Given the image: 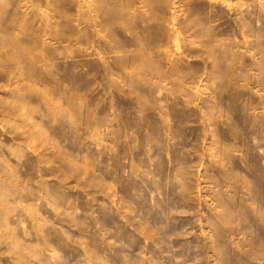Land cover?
<instances>
[{"label":"rangeland","instance_id":"rangeland-1","mask_svg":"<svg viewBox=\"0 0 264 264\" xmlns=\"http://www.w3.org/2000/svg\"><path fill=\"white\" fill-rule=\"evenodd\" d=\"M0 42V264H264V0H0Z\"/></svg>","mask_w":264,"mask_h":264},{"label":"bare ground","instance_id":"bare-ground-1","mask_svg":"<svg viewBox=\"0 0 264 264\" xmlns=\"http://www.w3.org/2000/svg\"><path fill=\"white\" fill-rule=\"evenodd\" d=\"M14 8V7H13ZM232 9V8H231ZM233 11V10H232ZM112 12V10H111ZM108 14V13H107ZM123 15V14H122ZM36 17V16H35ZM126 19V18H125ZM14 21V20H13ZM257 22V21H256ZM75 30V29H74ZM220 30V29H219ZM31 34V33H30ZM69 38V37H68ZM134 40V39H133ZM13 41V40H12ZM250 41V40H249ZM4 44V43H3ZM2 44V45H3ZM28 44V42H27ZM0 45H1V42H0ZM259 45V44H258ZM4 46V45H3ZM1 48V47H0ZM6 48V47H5ZM260 52V51H259ZM219 55V54H218ZM28 57V56H27ZM45 59V58H44ZM49 69V68H48ZM51 70V69H50ZM261 71V70H260ZM39 72V71H38ZM233 73V72H232ZM7 74V73H6ZM71 77V76H70ZM147 78V77H146ZM135 83V82H134ZM66 86V85H65ZM240 87V86H239ZM60 88V87H59ZM236 88V87H235ZM86 89V88H85ZM144 90V89H143ZM237 90V89H236ZM147 91V90H146ZM150 92V91H149ZM152 93V92H151ZM146 94H149V93H146ZM147 97V96H146ZM69 99V98H68ZM148 99V98H147ZM221 99V98H220ZM150 100V99H149ZM151 103V102H150ZM63 104V103H62ZM69 107V106H68ZM240 112V111H239ZM83 118V117H82ZM79 119V118H78ZM142 119V118H141ZM66 120V119H65ZM244 121V120H243ZM179 124V123H178ZM67 125V124H66ZM225 171V170H224ZM232 172V171H231ZM239 201V200H238ZM235 206V205H234ZM242 213V212H241Z\"/></svg>","mask_w":264,"mask_h":264}]
</instances>
